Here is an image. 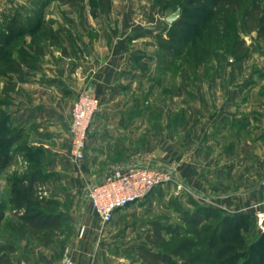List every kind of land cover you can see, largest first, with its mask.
<instances>
[{
    "label": "rangeland",
    "instance_id": "obj_1",
    "mask_svg": "<svg viewBox=\"0 0 264 264\" xmlns=\"http://www.w3.org/2000/svg\"><path fill=\"white\" fill-rule=\"evenodd\" d=\"M216 1L107 0L105 11H101L99 0H84L75 7L63 0H0V33L9 39L0 46V103L10 92L8 74L14 62L23 60L35 67L43 64L47 51L65 50L75 64L80 53L88 63V67L84 64L86 68L105 67L121 64L122 48H128L131 52L126 55V62L138 65L133 74L135 84L129 108L142 116L137 132L130 131L120 139V148L125 153L140 149L141 157L146 154L165 163L152 167L172 170L175 175L172 183L156 187L144 199L116 212L109 224L101 226L87 201L91 182L81 174L84 163L80 170L75 167L81 177H77L74 188H64L61 199L48 198L53 202L51 213L61 217L57 229L24 237L53 241L58 263L63 261L64 248L70 243L69 258L75 259L80 252L86 264H142L139 246L165 253L175 264H252L250 260L254 259L255 264H264V210L263 219L230 228L226 236L218 230L216 233L218 217L211 216L198 227L185 222L198 208L214 204L209 199L200 200L203 194L210 196L214 189L225 197L233 191L227 182L207 187L198 185L195 174L191 173L199 161L212 158L207 146H214L217 140L220 145L216 146L218 153L213 158L226 160V132L215 141L208 130V145H203L204 131L212 116L227 103V98L234 105L235 114H239L238 120L245 112L253 115L254 109L264 113V35L258 36L251 27H245L241 33L244 8L238 12L225 7L213 9ZM107 4L109 13H106ZM260 4L264 15V0ZM174 13L179 16L169 23L167 19ZM13 19L25 29L24 33L7 31ZM181 23L186 24L184 30ZM181 30L184 35L180 34ZM240 41L244 42V51L241 56H234ZM89 51L90 58L86 54ZM23 73L27 75L26 70L20 75ZM249 83L253 86L244 88ZM86 91L87 85L75 100ZM234 138L237 164L242 166L246 163L245 139ZM261 151L264 152V146ZM181 166L192 169L188 171L187 185L180 178L185 171L183 168L180 173ZM24 173L22 162L14 168L6 165L0 172V206L5 213L0 241L10 229L15 233L10 241H14L29 228L17 219L25 212L12 202L16 189L7 181ZM71 191L75 193L71 195ZM38 192L34 198H46ZM53 192L50 186L46 195L50 197ZM220 208L228 209L222 206L217 209ZM218 257L223 262L218 263Z\"/></svg>",
    "mask_w": 264,
    "mask_h": 264
},
{
    "label": "crops",
    "instance_id": "obj_2",
    "mask_svg": "<svg viewBox=\"0 0 264 264\" xmlns=\"http://www.w3.org/2000/svg\"><path fill=\"white\" fill-rule=\"evenodd\" d=\"M130 52L128 48H122L123 61L119 65L86 68L88 63L80 53V60L75 64L65 50H49L43 64L35 66L34 69H24L27 75L23 73L20 76H11V81L7 83L10 90L8 97L0 103V112L5 117V130L15 138L11 147L5 151L7 167H19L22 162L25 172L33 174L37 190L46 198L61 199L62 190L66 187L72 190L78 183L77 179L81 177L76 173L69 156V124L72 103L85 85L87 91L100 100L101 106L88 132L83 162L85 170L81 174L91 183H96L115 168L165 165L161 164L160 159L155 160L146 154L141 157L140 149L135 152L131 149L125 153L119 145L120 139L126 137L130 131L137 132V123L142 116L135 109L129 108L135 84L133 74L135 68H138L131 61L126 62V55ZM86 54L91 57L90 51ZM82 66L83 70L79 71L78 68L81 69ZM252 86L249 83L244 88ZM226 100L227 103L222 104L220 110L212 116L208 129L204 131L203 140V145H208L206 139L209 131L211 140L215 141L217 137L225 136L226 132V160L213 158L214 153H218L216 146L220 145L217 140L214 146H207L212 158L207 162L199 161L191 173L195 174L198 185L207 187L208 184L227 182L228 187L233 188L231 194H225V197L214 189L210 196L203 194V197H199L200 200L213 201L210 208L218 210L219 206L226 207L227 210L220 208L218 211L232 215L243 214L257 220V213L264 210V152L261 151L264 146V113L254 109L253 115L245 112L243 118L238 120L240 116L233 111L234 105L229 98ZM231 132L234 133L232 137ZM234 136L245 139L246 163L242 166L237 164ZM249 151L251 155H248ZM181 167L180 173L183 168L185 171L180 174V178L187 185L188 171L191 168ZM50 186H53L54 192L49 197L46 193ZM74 193L71 191V195ZM30 233L33 234L31 229L26 228L18 240L14 241H10L15 235L14 231L10 229L5 233L6 237L0 241V257L3 256L0 264H63L65 261L69 264H86V258L80 252L75 259L69 258L70 243L64 248L63 261L58 263L57 255L55 256L52 249L53 241L24 239ZM33 235L32 237H36L40 234ZM59 252L60 250L58 254Z\"/></svg>",
    "mask_w": 264,
    "mask_h": 264
},
{
    "label": "trees",
    "instance_id": "obj_3",
    "mask_svg": "<svg viewBox=\"0 0 264 264\" xmlns=\"http://www.w3.org/2000/svg\"><path fill=\"white\" fill-rule=\"evenodd\" d=\"M65 4L72 7L82 4L84 0H63ZM100 5H102V10L105 8V2L107 0H99ZM107 12L109 13V4H107ZM225 7L228 11L238 12L241 8H244L242 13V24H241V33L245 32V27H251V31H257L258 36L264 35V15L262 13L260 0H217L212 4V8ZM95 10H93L94 12ZM105 11V10H104ZM184 30L185 23L180 24ZM188 25V24H187ZM173 26H177L176 23ZM183 30L180 31V34L184 35ZM7 31H20L25 32L23 27L18 25V21L13 19L12 22L7 26ZM8 38L0 33V46L8 42ZM161 45V44H160ZM163 47V46H161ZM39 51L42 52L43 48H39ZM244 51V42H237V50L233 52L234 56H241ZM30 64L25 61L14 62L10 66V73L8 76L11 78V75H20L21 71L24 69H34ZM3 103V102H1ZM3 112H0V172L7 165V154L5 151L11 147L15 138L11 133H7L5 130V120ZM10 183V187L16 189L12 193V202L19 205V207L24 210L23 215L17 216V219L22 223L26 224L33 234H41L43 231L55 230L60 223V216H54L50 209L53 205V202L48 198H34L35 193L38 192V186L36 183V178L27 171L22 175L12 177L7 180ZM204 213V214H202ZM220 218V223L216 229L223 236H226V232L230 228H237V226L245 223H251L252 218L250 216H244L243 214H229L226 212H220L210 207L198 208L195 212L190 214L189 220H185L186 223H191L194 226H200L204 220L210 217ZM5 218V213L3 208L0 206V225ZM160 227L155 228V233H159ZM254 244H252L253 246ZM138 255L142 259V264H175L169 256L165 253L154 252L151 248L146 246L137 247ZM219 256V255H218ZM0 260H3V256L0 257ZM217 262H223L222 258H217ZM256 260H250V263L255 264ZM180 264H187L182 262Z\"/></svg>",
    "mask_w": 264,
    "mask_h": 264
},
{
    "label": "built area",
    "instance_id": "obj_4",
    "mask_svg": "<svg viewBox=\"0 0 264 264\" xmlns=\"http://www.w3.org/2000/svg\"><path fill=\"white\" fill-rule=\"evenodd\" d=\"M99 109L100 100L88 91L78 95L71 109L69 156L79 170L85 160L88 132ZM174 179L172 170L160 167L115 168L88 186L87 201L101 226H105L116 212L144 199L153 189L168 185ZM256 216L263 219L262 212Z\"/></svg>",
    "mask_w": 264,
    "mask_h": 264
},
{
    "label": "water",
    "instance_id": "obj_5",
    "mask_svg": "<svg viewBox=\"0 0 264 264\" xmlns=\"http://www.w3.org/2000/svg\"><path fill=\"white\" fill-rule=\"evenodd\" d=\"M178 16H179L178 13H174L167 19V21L169 23H172L173 21H175L178 18Z\"/></svg>",
    "mask_w": 264,
    "mask_h": 264
}]
</instances>
